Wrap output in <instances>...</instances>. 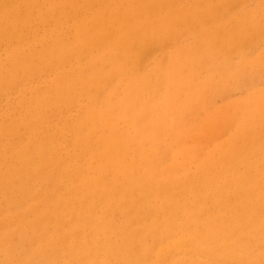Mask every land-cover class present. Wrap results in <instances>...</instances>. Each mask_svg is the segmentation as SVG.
Segmentation results:
<instances>
[{
    "label": "bare ground",
    "instance_id": "bare-ground-1",
    "mask_svg": "<svg viewBox=\"0 0 264 264\" xmlns=\"http://www.w3.org/2000/svg\"><path fill=\"white\" fill-rule=\"evenodd\" d=\"M99 1L97 9L92 8L90 18L74 25L75 31L80 33L78 42L82 44V50L90 49V54L92 50L97 51L89 61L92 73H81L78 77L66 74L64 78H58L51 85L49 98L41 94V98L33 99L30 105H40V109L43 104H51L55 92L64 93V89L68 92L76 84L82 86V91L89 98L98 99L96 94H91V89L107 82L108 74L99 71L96 66L104 61L109 65V72L124 81L128 89L120 110L133 119L134 130L119 132L112 117L117 104L114 99L98 101L91 98L85 124L90 129L102 128L109 123L112 125L99 144L93 143L82 128L74 130L73 135L74 146L79 150L75 149L73 154L67 153L65 157L50 155L47 144L22 142L14 144L9 155L0 153V197L4 199L0 205V253H4L9 264H30L34 258L42 261L51 259L56 256L57 248L65 245L70 246L80 258H83L82 255L88 257V252H92L89 257L92 260L98 251L107 254L113 249L119 251V254H113L118 261L143 259L146 262L147 258L134 250L136 245L132 246L134 239L129 237L130 217L142 214L140 219H149L152 224L175 225L181 211L183 215L188 214L185 217L192 226L170 225L167 228L166 234L172 237L174 243L167 242L166 248L155 247L152 250L162 258V262L169 256L168 253L174 255L180 247L192 246L199 240L205 244L213 242L214 247L223 242V246L235 245L236 249V242L242 239L240 237H244L243 234L249 233V230L253 231L260 223L257 203H251L254 196L246 190V187L250 188L251 180L246 178L247 174L239 175L236 165L247 159L248 152L264 154V138H245L246 145H241L234 138L207 153L200 162L195 161L196 152L191 148L172 152L173 163L169 165L160 159L154 145L147 149L134 145L154 141L151 131L158 133L157 142H161L166 134L174 133V124H170L169 119L172 112L183 111L185 105L181 102L186 96L195 98L203 87L225 89L229 78L240 76L242 68L231 63L229 50L236 48L239 51L244 47L241 33L245 32L241 31L247 20L242 21L241 16L231 15L230 12L234 7L240 10L247 0ZM49 2L53 11L59 9L54 0ZM19 4L21 2L16 4L17 9ZM31 6L25 5V12L16 9L1 15L0 44L5 39L13 41L29 30ZM249 21L253 22L252 19ZM182 25L185 27L182 35L192 39L189 45L180 41L179 28ZM170 36L176 48L164 52ZM20 38L15 40L14 47L6 52L4 58L0 54V96L7 95L12 86L20 84L21 79L26 81L37 72L43 73L44 67L57 70L66 57L56 58L65 44L53 41L52 45L48 43L43 49L46 60L40 56L37 61L31 46L24 50ZM243 38L248 37L245 35ZM149 48L163 50L153 68L146 66ZM66 55L77 56L78 51L69 50ZM207 68H210L209 73L202 76ZM152 77H156V82L148 89L143 87L142 84L151 83L149 79ZM159 86L163 89L159 90ZM164 86L169 89L165 90ZM259 95L255 94L256 100ZM260 98L262 96L258 100ZM252 99L254 102L255 99ZM245 106V103L240 104L238 113L227 118L229 121L223 119L230 122L236 131H247L248 137L252 133L259 135V131L252 132L250 128L256 129V124L260 123ZM260 112L264 109L261 108ZM136 115L146 121L143 128L138 127ZM152 117L155 120L149 122ZM261 119L264 120V117ZM14 131L11 129L8 133ZM82 158L91 159L90 168L70 172L77 160L82 161ZM180 158L186 161H179ZM186 163L194 165L195 173H186ZM226 173L238 174L239 177L219 186ZM45 180H51V185L44 187ZM260 187H264V182L260 183ZM230 191L233 197L229 196ZM153 199L159 200L157 204L152 203ZM206 200L212 207L206 206ZM192 205H196L197 209L191 210ZM121 215L122 218H119ZM117 217L120 221H116ZM50 222L55 224L51 233L46 231ZM144 231L146 234L147 229ZM144 234L139 236V240L145 238ZM13 235L18 236V241L11 239ZM26 243L28 247H25ZM122 249L126 250V256L122 254Z\"/></svg>",
    "mask_w": 264,
    "mask_h": 264
},
{
    "label": "rangeland",
    "instance_id": "rangeland-1",
    "mask_svg": "<svg viewBox=\"0 0 264 264\" xmlns=\"http://www.w3.org/2000/svg\"><path fill=\"white\" fill-rule=\"evenodd\" d=\"M54 1L56 4H59V9L57 8L55 11H53V6L50 4L49 0H0V8H2L0 9V17L3 13L9 12V10L15 11L17 9L16 4L19 2H21V4H19L20 7L17 10L21 12H25V5H32L30 9L32 22L30 21L29 30L21 34L22 36L19 35L18 38L13 39L14 42L12 40H2L0 44L1 58L6 56V52L14 47L16 43L15 40H19L20 37L23 41L24 50H27L31 46L30 48L33 49L37 61H39L38 57L40 56H42V60H46V56L43 55V49L48 46V43L52 45L53 41H59L65 44L64 47L57 52L56 58L62 59V55L66 56L57 70L44 67L43 70L45 71L43 73L37 72L32 75V77H28L26 81H22L21 79L19 82L20 84L16 87L12 86L7 95L0 96V153L9 155L10 148L17 142H22V144L45 146L47 144V152H50V155H54V157H65L67 153L69 155L73 154L75 149L79 150L74 146L73 141L75 136L73 135L74 130L82 128L93 143L99 144L104 135L106 136V134L110 132L112 125L109 123L105 124L104 127L102 126V128L97 127L95 129H90L87 124H85L87 108L92 102V99L98 101L108 100L109 98L114 99L117 104L114 105L115 115L112 117L116 122L119 132L128 133L134 130V124L132 123L133 119L126 117L120 110V107L125 103L128 89L124 81L119 80L114 73L109 72V65L104 61H100L96 66L99 71L108 74L107 82H101L98 87L91 89V94H96L99 97L98 99L93 97H91L92 99L89 98L82 91V86L76 84L68 92L66 89H64V93L55 92L54 96L51 97L53 101L51 104H43L40 109H38L40 105H30L33 99L41 98V94L49 98L51 95H48V92L51 90V85L53 82H57L58 78H64L66 74L77 77L80 76L79 74L81 73H85V75L91 74L92 68L89 61L92 56L97 54L96 50H92L91 54L88 51L90 49L85 48L82 50V44L78 42L80 33L75 31L76 28L74 25L76 23H81L85 18H90L92 16V8L96 10L100 1ZM242 7L240 10L234 7L230 12L231 15L241 16L242 21L247 20V23L243 26L241 31L246 33H241V38L245 41L244 47L239 51L236 48L229 50L231 63L243 69V72L241 69L240 76L229 78L226 82L225 89L217 86L203 87L200 95L195 96V98H187L186 96L181 102L185 105L183 111L172 112L169 119V123L172 125L174 124V133L166 134L161 142H157L158 133H153L151 131V135L155 137L154 141L151 143L145 141L134 146L147 149L149 146L154 145L157 155L166 165H169L173 163L172 152L193 149L197 156L195 161L200 162L204 160L207 153L215 151L222 147V145H226L227 141L234 140V138H236L241 145L244 143L246 145L248 143L247 140L252 138V136L257 140L264 138V120L261 119V117H264V112H260L261 108L264 109V0H247L243 2ZM250 19H252L253 22H250ZM182 26L179 28L181 32L180 41L189 45L192 39L188 38L186 34H184V36L182 35L185 29V27ZM201 34H204V32ZM243 34L247 35L248 38H243L245 36ZM169 38V40H166L168 44L164 46L166 47L164 48V52L176 48V45L174 46L172 42V36ZM236 41H238V38H236ZM219 44L220 40L218 41V45ZM73 49H75V52L78 51L77 56L66 55L69 50ZM152 49L153 48H149L146 53L148 58L146 66L148 68H153L156 64L155 62L159 60L163 54V50L161 49ZM128 67H130V65H128ZM209 70L210 68H207L203 71L202 76L207 75ZM149 80L151 83L149 84L146 82L142 84L143 87L147 89L150 88L157 79L156 77H152ZM164 88L165 90L169 89L166 86H164ZM162 89L163 87L159 86V90ZM112 90H114V92H112ZM255 94H260L259 96H262V98L258 100V96L256 100ZM252 98L255 99L254 102ZM242 103H245V107L249 108V110L254 113L255 120L258 121L257 123H260L261 126L256 124V129L250 128L252 132L259 131V135L252 133L250 137H248L247 131H236L232 128V124L228 122L229 120L227 118H231L235 113H238L237 108ZM247 104L249 105L247 106ZM223 118L228 121H224ZM152 120H155V118H150L149 122ZM136 121L139 128H143L146 124V121L138 115H136ZM11 129H15V131L8 133ZM179 135L181 136L180 139L177 138ZM245 138H247V140ZM247 156V159L240 165H236V168L239 175L247 174L246 178L251 180L250 188L246 187V190L250 191L251 196H254V198L251 199V203H257V209L260 213V223H258L253 231L249 230V233L243 234L244 237H240L242 239L236 242L238 243L236 244V249H234L235 245L223 246L225 244H223V242H220L218 246L214 247L213 242L205 244L199 240V242L196 241L192 246L180 247L179 250H176L179 252H174V255H170L171 252L168 253L169 256H166L162 262V258L156 253H153L152 250L155 247L160 248L164 246L166 248L168 246L166 245L167 242L168 244L174 243L172 237L166 234L167 228L170 225L180 227L187 226V228L188 226H192V223L186 219L188 214L183 215L181 211V213L177 215V223L175 225L167 223L152 224L149 219L141 220L140 218L143 215L139 214V216L130 217L132 225L129 237L133 236L134 240L131 241L132 246L134 247L136 245L134 250L137 249L139 252L138 254L147 258V260H145L146 262H143V259H139L140 261H118L113 254L115 252L119 254V251L113 249L107 254H103V251H98L92 260L89 259L92 252H88V254H90L88 257L82 255L83 258H80L74 254L70 246L62 245L57 248L56 256L51 259L42 261L39 258H34L30 264H155V262L156 264H258V262L259 264H264V187H260V183L264 182V154L263 152H248ZM179 161L186 160L185 158H180ZM246 161H248V163ZM90 164L91 159L82 158V161L79 159L70 172L75 169L87 171V168H90ZM184 167L187 169L186 173H189V175L195 173L193 164L186 163ZM236 177H239L238 174L226 173V175L221 178L222 180L219 186L225 185ZM50 181H43V186H50ZM40 183L37 184V187H39ZM231 192L232 191L229 192V196L233 197ZM185 195L191 198L189 193ZM158 201V199H153L152 203L157 204ZM207 201L208 200H206L205 203ZM3 203L4 199L0 197V205L2 206ZM206 206L208 208L212 207L210 202H207ZM177 207L181 208L180 205ZM195 209H197V206L192 205L191 210ZM98 211L99 209H97V212ZM12 212H15L14 208H12ZM119 218H122V215ZM119 218L116 219V221H120ZM48 226H46V231L51 233V230H54L53 226L55 227V224L50 222ZM145 228L147 229L146 234H144ZM141 234L145 235V238H141L143 240H139ZM184 238L186 240L189 239V237ZM11 239L16 242L19 238L13 235ZM25 245V247L29 246L27 243ZM221 246H223L224 251ZM219 249L222 251H219ZM125 253L126 250L122 249V254L126 256L127 253ZM73 256H75L73 259L74 263L72 262ZM66 260L68 262H66ZM7 261L8 259L4 256V253H0V264H9ZM19 264L21 263L19 262Z\"/></svg>",
    "mask_w": 264,
    "mask_h": 264
}]
</instances>
